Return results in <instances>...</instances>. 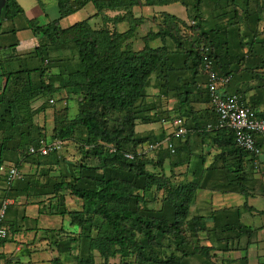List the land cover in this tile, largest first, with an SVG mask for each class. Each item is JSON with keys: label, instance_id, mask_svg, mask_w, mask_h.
<instances>
[{"label": "trees", "instance_id": "trees-1", "mask_svg": "<svg viewBox=\"0 0 264 264\" xmlns=\"http://www.w3.org/2000/svg\"><path fill=\"white\" fill-rule=\"evenodd\" d=\"M178 1L190 11L188 18L162 13L164 22L157 31L147 33L139 50L128 42L136 24L125 31L95 29L90 23L91 16L67 28L60 25L61 18L89 3L96 7L95 15L105 17L107 11H115L119 12L116 22L130 17L135 23L143 18L135 16V7ZM207 3L204 0H58L59 19L44 25L28 20V27L39 40L31 51L18 54V40L0 46V165L6 162L5 150H12L20 153L21 160L16 161L19 167L23 161H32L45 165V175L57 171V175L47 179L55 193L53 211L68 215L75 230L57 240L60 255L56 264H97L96 253L101 256L102 264H110L117 257L131 264H192L197 258L201 264H217L211 255L216 249L211 232H229L233 236L237 233L236 226L228 224L216 230L207 225L205 215H192L197 193L208 179L180 178L177 173V168L189 160L183 157L186 147L181 140L190 133V128L218 138L221 135L226 137L228 151L240 159L237 168L224 178L226 184L222 189L248 196L242 164L249 159V153L237 146L232 131L206 129L208 123L217 119V114L210 101L203 58L208 54L217 73L232 78L235 68H231L228 59L224 60V53L230 56L231 26L241 19V11L242 18L247 17L249 2L207 0ZM24 14L18 0H6L0 30L4 21H14ZM262 16L256 19L251 32L234 31L243 46L236 52L242 50L248 58L251 53L256 56L258 51L252 50L251 42L256 39L263 45L260 57L264 59ZM158 40L160 44H153ZM247 45L249 49L245 51ZM180 55L183 60H179ZM243 60H246L244 56L239 67ZM151 86L158 89V95L150 96ZM62 91L78 100V116H70L68 105L58 108L49 103L55 93ZM162 96L177 99L174 111L164 109ZM198 103L207 104V114L198 110ZM48 109L53 111L54 119L50 133L43 124L46 118L39 119ZM177 116L186 119L189 131L184 137L174 136L172 128L163 123ZM158 122L161 123L159 134L137 131L139 124ZM168 136L174 152L173 148L161 147L154 151L155 159L150 153L133 159L125 156L141 145ZM40 138L61 139L64 147L75 144L82 150V157L71 161L57 152L47 156L31 154L29 147H38ZM0 178L6 183L3 175ZM16 182L11 186L6 184V196L13 194ZM67 194L81 203L80 208L68 211ZM202 234L211 239L210 246L203 245ZM222 244L225 251L233 249V243L227 239ZM240 260L249 264L248 256Z\"/></svg>", "mask_w": 264, "mask_h": 264}, {"label": "crops", "instance_id": "crops-1", "mask_svg": "<svg viewBox=\"0 0 264 264\" xmlns=\"http://www.w3.org/2000/svg\"><path fill=\"white\" fill-rule=\"evenodd\" d=\"M242 1L249 2L248 9L250 10L247 17L243 18L242 13L244 12L241 11L239 13L241 19L236 20L231 27L235 28L236 32L238 30L241 33L251 32L250 29L256 27V19L264 15L262 13L264 0ZM18 2L23 7L25 14L18 16L14 21L6 20L3 22L0 30V46L18 40L19 45L16 47V52L24 54L31 51L39 41L38 37L28 27V20L39 25L47 24L59 19L60 9L58 0H56V7L53 8L52 14L47 12L42 15L37 14L36 17L39 16L43 20L41 24L38 19H33L31 14L26 12L21 0ZM204 3H207V0H204ZM172 4H178L179 8H184V13L161 10L162 7ZM88 6L93 8L91 9L92 13L87 18L91 17L96 13V7L93 3H89L77 12L61 18L60 25L67 28L81 21H76L68 26L63 25L67 18ZM210 6V10H213V5ZM138 9L141 10L140 15L137 13ZM204 9L206 8L204 7ZM149 11L157 12L150 15H160L167 12L185 20L190 12L181 1L134 8L135 16L149 17ZM230 14L227 18L231 17ZM261 22L260 27L263 25ZM14 28H17V31L13 32ZM247 39L249 38L247 37ZM251 42L253 43L252 50L258 51L256 56L251 53L249 58L242 61L240 67H234L236 70L233 71L230 84L224 89L227 93L243 94L246 103L261 116L264 115V59L260 57L263 45L256 39ZM156 43L158 42H154L155 45ZM248 49L249 46L247 45L245 51ZM148 91H152L155 95L159 92L153 86L149 87ZM169 100L170 108L173 107L169 110L174 111L178 101L175 97H170ZM206 106L207 104L204 103L197 104L198 110L203 115L207 114ZM164 109H167L166 105H164ZM51 113V117L47 116V112L45 117L42 115L43 118H46L43 124L45 123L49 132L54 127L53 111ZM157 124L141 125L137 130L144 133L154 131L159 134L161 123L158 122ZM194 128H190V133L181 140L186 147L183 157H188L189 160L177 168L180 178L192 179L195 176H202L208 179L205 182L206 186L197 193V200L192 207V215H205L208 220L207 225L210 228L216 227V230L228 224L237 227V233L235 232L234 236L229 232H211L210 236L216 246V249L214 248L215 250L213 249L211 252L212 257L215 262L218 261L217 264H224L223 261L225 264H242L240 259L244 256H248L249 264H264V168L256 169L249 155V159L243 161L242 164L247 175V179L243 178V180L246 181L249 188V190L247 188L248 196L240 192L222 189L226 184L224 178L228 176L231 170L237 168V161L240 159L232 151H228L225 146L226 137L220 135L218 138L202 131H196ZM11 155L6 156L5 163H16V161L21 160L20 153H16V156ZM44 167L45 165L39 166L32 161H23L19 167L22 177L16 182L13 194L8 196H6V183L0 178V204L4 198L10 201L5 215V224L9 227V234L6 238L0 239V264H56V259L60 255L57 240L61 235L75 230L68 215H61L53 211L56 205L55 193H52V186L47 184V179L52 175H57V171H51L45 175ZM54 167L56 169V166ZM80 204L78 201L77 206H75L73 203L69 204L68 201V211L77 210L80 208ZM240 225L245 228L240 229ZM202 236L203 245L210 246L211 239H208L205 234ZM226 239L233 243L231 246L233 249L225 251V244L221 245V242L223 243ZM191 263L201 264L199 258L193 259Z\"/></svg>", "mask_w": 264, "mask_h": 264}, {"label": "built area", "instance_id": "built-area-1", "mask_svg": "<svg viewBox=\"0 0 264 264\" xmlns=\"http://www.w3.org/2000/svg\"><path fill=\"white\" fill-rule=\"evenodd\" d=\"M203 70L208 77L207 86L210 101L217 114V119L207 124V131H232L237 146L249 153L253 166L256 169L264 168V117L259 116L257 111L246 103L241 94L225 92L224 88L229 84L231 76L218 74L208 54L204 55L203 58ZM50 102L54 103V100L51 99ZM163 123L172 128L176 137H184L189 131L186 119L182 116H177L170 121L163 120ZM64 145L65 142L61 139L48 140L40 138L38 147L31 145L29 152L47 156L53 152L59 153ZM161 147L173 148L170 136L163 140L141 145L134 151L126 152L125 156L133 159L154 152ZM111 151H114L113 147ZM172 152H174V148ZM0 175L5 177L8 186L13 185L22 177L18 165L12 162L0 165ZM9 205L10 201L8 199L3 200L0 204V239L6 238L9 234V227L4 223Z\"/></svg>", "mask_w": 264, "mask_h": 264}, {"label": "rangeland", "instance_id": "rangeland-1", "mask_svg": "<svg viewBox=\"0 0 264 264\" xmlns=\"http://www.w3.org/2000/svg\"><path fill=\"white\" fill-rule=\"evenodd\" d=\"M21 3L24 6V8L26 9V12L31 14L33 19L34 18L38 19L41 22V24H42L43 20H42V18H39V16L36 17L37 14L42 15L44 12L52 14L53 8L56 7V0H21ZM91 9H93V8L91 6H88L87 8L81 10L80 12L71 15L69 18H67V20L64 21L63 25L68 26V25L73 24L76 21L83 20V19L87 18V16H89L92 13ZM161 10H166V11H170V12H178L179 14L184 13V8H179L178 4L166 5V6L162 7ZM95 11L97 13V9ZM118 13L119 12H115V11H107L106 13H104L105 17L102 14H97V15L93 14L92 16H94V17L91 19L90 23H91L92 27L95 29H101L103 27H108L110 30H118V31H125L128 28H130L131 26H133V24H136L135 25L136 30L133 33L132 38H130L131 40L128 41V42L132 43L133 48L136 50H139L144 46V44H145L144 43V37L147 35V33H149L152 30L157 31L159 29V26L162 24V21L164 18V17H162V14L150 15L154 12L149 11L148 12L149 17H143L142 19L139 20L140 22L135 21V23H134V21L132 19H129L130 17L127 19L116 22L114 19L116 18V15ZM137 13L140 15L141 10L138 9ZM156 13H154V14H156ZM126 14H128L129 16L131 15V14H129V12H127ZM144 15L147 16V14H144ZM109 19H113V20H109ZM230 31L231 32L229 33V40H228L230 56L227 53L226 54L224 53V55H225L224 60L226 61L228 59L230 61L229 63L231 65V68H234L235 66H238L240 64L243 56L245 57V59H247L248 56L246 57V54H244V52L242 50H240L239 52H236L239 48H241L243 46L239 42L238 35L234 34L235 30L231 28ZM185 33H187V35H191L190 32H185ZM10 39H12V38H10ZM158 43H160L159 40H158ZM158 43H156V44H158ZM244 48L246 49V47H244ZM240 55H241V57H239ZM183 59L184 58L180 55L179 60H183ZM158 93H157V95H158ZM149 94H150V96H156L155 94L152 93V91H149ZM68 96L69 95L67 92L62 91V92L55 93V95L52 96L51 98H53L55 101L53 103V105L54 106L58 105L57 106L58 108L59 107L62 108L63 106L68 105L70 108V116L72 118H74V117L78 116V114H79V112H78L79 111L78 100L74 97L72 98V97H68ZM162 98L164 99L163 103L166 102L165 104H163V106L166 105L167 109H173V107L170 108V106H171L170 100H168L166 97H163V96H162ZM49 103L52 104L50 102V100H49ZM51 111H52L51 109L47 110V116L48 117H51V114H52ZM43 119H45V118H43V116H41L40 120L42 121ZM141 125L145 126L146 124H139L137 126V129ZM156 125H158V124L156 123ZM138 132H140V131H138ZM150 132H152V131H150ZM150 132H147V133H150ZM140 133H144V132H140ZM81 151L82 150L77 145L72 144V143H68V145L65 146L59 152V154L61 156H63L64 158H66L67 160L79 161L82 157ZM4 154L6 156H9L11 154H12L11 156H16V153H13L12 150H10V151L5 150ZM150 154H151V157L153 156L155 159V156L157 154H155V152H152ZM166 167H167V170L170 171L168 161L166 162ZM66 199H68L69 204L73 203L75 206H77L78 200L74 196L67 194ZM68 201H66V204H68ZM96 263L102 264L101 256L98 253H96ZM110 264H131V263H124L122 261V259L117 257V258L111 259ZM132 264H134V262Z\"/></svg>", "mask_w": 264, "mask_h": 264}, {"label": "water", "instance_id": "water-1", "mask_svg": "<svg viewBox=\"0 0 264 264\" xmlns=\"http://www.w3.org/2000/svg\"><path fill=\"white\" fill-rule=\"evenodd\" d=\"M5 4H6V0H0V19H1L2 10L5 6Z\"/></svg>", "mask_w": 264, "mask_h": 264}]
</instances>
